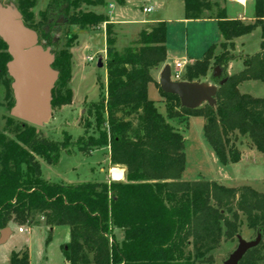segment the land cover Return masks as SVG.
Listing matches in <instances>:
<instances>
[{
	"label": "trees",
	"instance_id": "obj_1",
	"mask_svg": "<svg viewBox=\"0 0 264 264\" xmlns=\"http://www.w3.org/2000/svg\"><path fill=\"white\" fill-rule=\"evenodd\" d=\"M184 1L189 19L202 18L200 12L212 7L210 0ZM105 2L53 0L59 16H52L49 25H60L62 18L69 22L65 12L71 8ZM215 5L222 51L215 54L216 46L212 45L185 72V80L195 81L207 74L215 59L226 78L222 84L215 79V104L184 107L181 101L177 103V95L163 91L159 82L157 85L168 101L169 117L179 114V106L187 116L198 114L205 118L204 135L219 161L227 165L242 159L232 138L236 132L248 136L264 155V97L241 93L238 88L245 80L264 82V41L261 51L245 59L242 71L226 73L235 57V38L257 27L263 29L264 37V0H255V20L251 23L231 19L224 8ZM73 21L81 27L107 22V93L90 106L100 132L98 138L90 139V145L109 147L112 163L126 167V180L80 184L46 181L39 158L57 162L69 140L50 141L42 136L41 129L24 122L15 138L0 132V230L11 223L30 224L39 214L50 228L68 226L70 240L63 250L68 264H197L196 258L208 261L205 256L219 246L223 236L221 221L226 224L227 235L237 232V223L224 217L226 211L236 217L239 211H248L251 227L261 225L264 233V207L257 213L250 212L262 203L264 193L246 185L228 187L204 179H181L186 168L185 137L167 121L148 94V85L154 81L151 70L167 58L166 22L158 21L150 31L143 32L140 47H126L120 52L114 46L107 15L78 11ZM48 28L44 30L46 37ZM74 39H69L67 47ZM1 40L7 51L0 55V66L8 72L12 57L8 45ZM48 41L52 43L50 38ZM70 59L68 49L61 50L54 59L53 68L59 75L52 105L72 103L73 92L68 87L72 77ZM62 88H66L65 94L60 93ZM115 228L124 230L121 242L114 236ZM191 245L197 249L195 257L188 251ZM250 251L254 260H264L258 248ZM242 260L239 264H245ZM11 263L30 264V255L25 252L20 258L13 252Z\"/></svg>",
	"mask_w": 264,
	"mask_h": 264
},
{
	"label": "rangeland",
	"instance_id": "obj_2",
	"mask_svg": "<svg viewBox=\"0 0 264 264\" xmlns=\"http://www.w3.org/2000/svg\"><path fill=\"white\" fill-rule=\"evenodd\" d=\"M110 1L114 3L113 13L118 17L117 19L131 21L125 24H116L111 18ZM210 1L212 3L211 9L200 12V16H215L217 14L218 8L215 4L221 2V0ZM119 2L122 3L123 0H107L104 5L99 6L83 5L77 10L71 8L65 12L69 17V22L62 18L60 25L55 22L49 25V19L52 16L55 19L59 16L57 10L53 8V0H0V13L9 11L10 15L20 14L25 24L37 32L39 43L45 48H49L55 57L63 49H68L71 54L72 77L68 87L73 92L72 103L57 102L53 104L49 120L40 127L42 136L50 141L63 143L66 139L69 140L68 145L61 150L57 162L49 163L45 159L39 158L42 178L48 182L80 184L103 180L106 174H110L106 157L108 147H93L90 145V139L92 137L96 139L100 135L99 126L95 119L96 115L94 111L90 113V106L99 102L101 96L107 93V22L99 26L81 27L73 21L78 11L107 15L109 18L108 23H112L111 37L114 39V46L120 52L126 47L138 48L141 46V34L150 31L148 29L150 25L148 26L140 20L163 18L167 24V49L172 51L168 63L172 68L175 67V60L178 56L196 57V52L202 44L203 37L201 38V36L205 31L209 34L208 40L214 38L212 44L216 46L215 54L222 51L221 47L219 50V38L221 36L217 27L208 26L204 29L203 24L200 22L191 21L188 25L179 19L183 12L182 0H124L123 4ZM147 6H152L154 10L151 13L144 12L143 9ZM226 8L228 14L233 17L239 16V14L247 18L255 17V0H248L245 7L227 0ZM47 28L49 36L46 37L44 30ZM214 32L215 34H213ZM72 37H75L72 46L67 47L69 39ZM49 38L52 43L48 41ZM263 41V29L261 27H257L250 34L236 39V59L231 62V70L234 74L245 68L244 57H250L261 51ZM46 44H48L47 47ZM5 51L7 49L0 37V55ZM99 62L102 63V67H99ZM165 65L164 61L151 70L153 77H157L158 81L160 72ZM216 67L215 59H212L207 74L195 81L207 85L216 84L213 76ZM182 78L185 80V75ZM251 80L244 88L246 92L254 97H264V82ZM12 83V77L7 70L0 66V132L4 133L9 139L15 138L24 123L11 114L14 104ZM60 93L65 94L66 88H62ZM148 93L150 99L155 101L158 110L165 116L167 121L177 131L181 132L186 139V168L181 178L183 181L204 179L229 187L246 185L261 194L264 193V158L261 153L263 159L261 163L255 162L254 157L250 156L249 160L238 164H222L213 149L205 141V118L202 115L187 116L177 106L179 114L175 117H169L167 112L168 101L162 95L159 87L150 85ZM179 102L180 100L177 101V103ZM173 103H176L175 100ZM204 105L205 103H202L200 107ZM232 138L236 141L242 155L243 153L249 155L255 153L253 150H256V148L248 136H242L236 132ZM204 141L206 144H204ZM121 167L126 171L125 166L121 165ZM101 168H104L105 171H102ZM109 179L110 182L114 181L111 177ZM260 207H264V199L258 207L250 210V212L257 213L260 211ZM247 212L239 211L238 217L234 216L232 212H224V217L237 223V232L227 235L226 224L221 221L223 236L219 246L207 253L204 259L207 258L208 261L202 259L203 262H200L201 260L196 258L197 264H224L239 244L238 235L248 241L261 236V241L256 248L259 249L261 256L264 255L262 226L251 227L248 221L249 212ZM11 224L9 226H12ZM36 225L41 228H35L28 235L26 231L31 230ZM16 226L19 228H15L12 239L7 243L0 244V264H12L11 254L13 252L18 253L20 258L23 257L25 252L29 253L30 264H68L65 262L63 251L67 244L64 230H68V226L57 228L51 233L49 226L46 225L45 218L40 214L33 218L32 223ZM50 233L51 238L49 239ZM122 235V232L115 233L117 239ZM188 251L195 257L197 249L193 245L188 247ZM250 252L246 254L242 263L264 264L263 259L254 260L255 256Z\"/></svg>",
	"mask_w": 264,
	"mask_h": 264
},
{
	"label": "water",
	"instance_id": "obj_3",
	"mask_svg": "<svg viewBox=\"0 0 264 264\" xmlns=\"http://www.w3.org/2000/svg\"><path fill=\"white\" fill-rule=\"evenodd\" d=\"M9 13H0V37L8 45V52L12 57L7 65L8 73L13 79L14 105L11 114L40 129L49 120L52 111L53 89L59 75L53 68L55 55L39 43L37 32L25 24L20 14ZM98 65L102 67L101 62ZM213 76L221 84L226 81L221 66L215 68ZM159 83L163 91L177 95L184 107L197 108L202 103L213 105L216 102L217 84L175 81L168 64L160 72ZM0 233L2 244L8 240L12 230L7 226ZM237 238L239 244L224 264H239L248 251L257 247L261 241V236L251 241L241 235Z\"/></svg>",
	"mask_w": 264,
	"mask_h": 264
},
{
	"label": "crops",
	"instance_id": "obj_4",
	"mask_svg": "<svg viewBox=\"0 0 264 264\" xmlns=\"http://www.w3.org/2000/svg\"><path fill=\"white\" fill-rule=\"evenodd\" d=\"M107 1V0H106ZM109 1V0H108ZM112 1H114V0H112ZM226 1L227 0H221V2L219 3V2H217V4H218V6H220L221 8H224L225 9V11H226V14H227V16L229 17V18H231V19H240L241 21H243V22H245V23H251V22H254V20H255V17L253 16V17H251V18H247V17H245L244 15H242V14H239V16H235V17H233V16H231V15H229L228 14V11H227V8H226ZM229 1H231V0H229ZM232 2H234V1H232ZM247 2H248V0H247ZM247 2H246V4H247ZM120 3V2H119ZM124 3V0H123V2L122 3H120V4H123ZM235 3H237V2H235ZM239 4V3H238ZM246 4H240L241 6H243V7H245L246 6ZM215 6H217V5H215ZM151 8V11H149V12H147V11H145V8ZM182 7H183V12H182V14H181V18H179L181 21L183 20L184 22H186L188 25H189V23L191 22V21H197V22H200L201 24H203V28L204 29H206L208 26H211L212 28H215V27H217V30H218V32L220 33V38H219V40H220V43H219V50H220V44L222 43V41H223V37H222V34H221V32H220V29H219V25H218V20H217V18H216V15L215 16H202V18H199V19H189V18H187L186 17V14H185V1L184 0H182ZM109 8H110V13H111V18L113 19V21L116 23V24H125V23H128L129 21H131V20H123V19H117L118 17H116L115 15H114V13H113V8H114V3L113 2H111L110 1V5H109ZM144 12H146V13H151L153 10H154V8L152 7V6H147V7H144ZM255 11V10H254ZM141 22H143V23H145V24H147L149 27H148V29L150 30L151 29V27L153 26V24H155L156 22H158V21H164V19L163 18H161V17H159V18H155V19H153V20H145V19H143V20H140ZM139 21V22H140ZM112 24V23H111ZM146 25V26H147ZM213 34H215V32L213 33ZM244 36V35H243ZM203 37V38H202ZM208 37H209V34H207V32L205 31V32H203V35L201 36V38H202V44L200 45V47H199V50L196 52V57L195 58H190L189 56H186V55H184V56H178L177 58H176V62H175V65H176V63H178V62H181V63H184L185 64V66L181 69V71H182V73L184 74L185 72H186V68H187V66L188 65H190V64H192V63H194L196 60H198V59H201L204 55H205V53H206V51L213 45L212 43H213V41H214V38L212 39V40H208ZM240 37H242V36H240ZM237 38H239V37H237ZM237 38H235L234 39V44H235V48H236V39ZM218 45V44H217ZM166 46H167V42H166ZM235 48H234V50L232 51V53L234 54V58L229 62V64H228V66H227V74L228 75H232V74H234V72L231 70V62L234 60V59H236V54H235ZM219 50H217V52H219ZM171 54H172V51L171 50H169V49H167V58H166V60H165V63H166V65L168 64V65H170L169 63H168V59H170V57H171ZM248 57V56H247ZM247 57H244V59H243V62H244V67H245V59L247 58ZM171 66V65H170ZM171 68H172V66H171ZM175 68V67H174ZM174 68H172V69H174ZM252 80H245V81H243V82H241L240 84H239V86H238V88H239V90H240V92L241 93H247V94H249L248 92H246V90L244 89L246 86H247V84L248 83H250ZM157 82H159L158 81V79H157V77L155 78L154 77V81H152V82H150L149 83V85H148V92H149V87H150V85H157ZM158 86V85H157ZM149 94V93H148ZM206 122V121H205ZM186 140V139H185ZM205 141L207 142V144H209V142L207 141V139H206V137H205ZM204 141V142H205ZM206 142L204 143V144H206ZM207 146V145H206ZM209 147H211V145L209 144ZM212 148V147H211ZM210 149V148H209ZM213 149V148H212ZM214 151V150H213ZM255 153H253V154H251V155H249V154H246V153H243V155H242V159L239 161V162H237V163H229V164H238V163H241V162H244V161H247V160H249V157L250 156H252V158L254 159V161L256 162V161H258V162H263V159H262V157H261V155H260V153L261 152H259L257 149L256 150H253ZM262 154V153H261ZM263 155V154H262ZM106 157H107V160H108V164H109V166H108V171L110 172V169H112V168H114V167H119L120 169H122L123 170V175H124V179L122 180V181H125L126 180V171H125V169L124 168H122L121 167V165H119V164H113L112 163V161H111V158H110V150H109V147H108V149H107V154H106ZM263 158H264V155H263ZM229 164H227V165H229ZM102 169V171H105L104 170V168H101ZM107 176H109V177H111V175L109 174V175H107L106 174V176H105V178L103 179V180H99V181H94V182H110V179H109V177L107 178ZM226 186V185H225ZM229 187V186H228ZM231 187V186H230ZM12 226H9L10 228H11V230H12V233H11V235L9 236V238H8V240L5 242V243H7V242H9L11 239H12V237H13V235H14V233H15V228H19L18 226H16L17 224H11ZM64 226H56V227H54V228H50L49 227V229H50V231H51V233H53V231L55 230V229H59V228H63ZM35 228H41L40 226H33V228H31V230H29L28 231V235H30L31 233H32V230H34ZM1 231V230H0ZM65 232H66V235H65V242L66 243H68L69 242V240H70V229H68V230H64ZM27 232V231H26ZM116 232H122V237H119L118 239L116 238V240H118L119 242H121L123 239H124V236H125V233H124V230L123 229H120V228H115L114 229V236H115V233ZM0 235H1V233H0ZM15 251V250H14ZM11 256H12V254H11ZM65 257V256H64ZM65 262L66 263H68L67 261H66V259H65Z\"/></svg>",
	"mask_w": 264,
	"mask_h": 264
},
{
	"label": "built area",
	"instance_id": "obj_5",
	"mask_svg": "<svg viewBox=\"0 0 264 264\" xmlns=\"http://www.w3.org/2000/svg\"><path fill=\"white\" fill-rule=\"evenodd\" d=\"M231 1H234V2H237L239 4H246L247 0H231ZM145 11L149 12L151 11V8H145ZM185 66L184 63H181V62H178L176 63L175 65V68L172 69V79L175 81H181L183 80V76L185 75V73L183 74L181 69ZM119 167H114L112 169H110V175H111V178L112 180L114 181H122L124 179V175H123V172H121ZM29 230H27L28 232Z\"/></svg>",
	"mask_w": 264,
	"mask_h": 264
},
{
	"label": "bare ground",
	"instance_id": "obj_6",
	"mask_svg": "<svg viewBox=\"0 0 264 264\" xmlns=\"http://www.w3.org/2000/svg\"><path fill=\"white\" fill-rule=\"evenodd\" d=\"M121 172H123V170H120Z\"/></svg>",
	"mask_w": 264,
	"mask_h": 264
}]
</instances>
